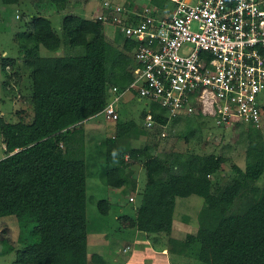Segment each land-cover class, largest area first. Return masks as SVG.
I'll return each instance as SVG.
<instances>
[{
    "label": "trees",
    "instance_id": "16d2710c",
    "mask_svg": "<svg viewBox=\"0 0 264 264\" xmlns=\"http://www.w3.org/2000/svg\"><path fill=\"white\" fill-rule=\"evenodd\" d=\"M0 1L21 6L41 0ZM51 1L61 13L60 31L48 17L33 14L13 35L15 56L0 53L3 89L9 92L7 84L12 80L19 83L26 75L30 91L25 98L29 115L16 112L13 121L0 115L5 152L0 158V216L14 215L19 229L17 245L7 241L0 254L13 253L11 264H110L105 238H93V247L88 249L89 171L81 149L83 141L71 146L70 139L77 135L84 138L86 121L101 114L112 95L111 86L120 89L126 83L131 57L121 52L108 71L103 21L88 12H74L71 4L76 5L77 0ZM140 1L123 3L138 6ZM23 16L17 15L18 19ZM120 44L131 50V41L122 39ZM41 46L49 51L61 48V53L42 54ZM116 110L112 135L93 146L103 158L100 177L105 185L122 186L132 171L131 161H138L146 172L133 214L123 211L118 216L120 228L146 235L170 233L176 197L196 194L203 199L197 228L184 239L185 246L196 247V253H188L183 242L177 244L172 237L169 245L173 249L180 246V253L191 254L204 264H264V181L258 182L264 171V136L260 129L236 122L246 129L244 166L232 168L229 178L219 182L210 175L226 161L222 154L188 149L160 158L153 152L154 140L141 147L121 146L119 139L125 135L147 131L134 120L121 118L119 105ZM150 112L160 125L169 121L166 111L154 102H150ZM144 113L142 110L141 115ZM96 206L103 216L111 210V203L104 198H99ZM106 219L102 220L105 224Z\"/></svg>",
    "mask_w": 264,
    "mask_h": 264
},
{
    "label": "built area",
    "instance_id": "2783aa9c",
    "mask_svg": "<svg viewBox=\"0 0 264 264\" xmlns=\"http://www.w3.org/2000/svg\"><path fill=\"white\" fill-rule=\"evenodd\" d=\"M152 1L103 0L91 14L132 42L126 83L111 86L100 113L114 121L120 98L134 93L168 119L200 112L264 136V0ZM155 122L149 107L145 127Z\"/></svg>",
    "mask_w": 264,
    "mask_h": 264
},
{
    "label": "rangeland",
    "instance_id": "374dc122",
    "mask_svg": "<svg viewBox=\"0 0 264 264\" xmlns=\"http://www.w3.org/2000/svg\"><path fill=\"white\" fill-rule=\"evenodd\" d=\"M75 1V0H70ZM76 5L71 4V9L77 13L94 14L97 12L96 6L101 0H77ZM119 3L124 0H117ZM195 1V0H188ZM167 8H172L170 2L165 3ZM99 6V5H98ZM33 14H40L48 17L51 20L52 26L58 32L60 31L61 13L55 10V6L51 0L35 1L31 4L25 5L4 4L0 1V53L15 56L17 52L16 45L13 40L14 33L20 29L19 24ZM17 15H24L23 18L18 19ZM107 46V68L110 70L111 63L121 52L126 51L121 47L122 36L119 32L114 30L111 26H105ZM113 35V36H112ZM112 37V38H110ZM110 46V47H109ZM112 49V50H110ZM41 53L45 55H57L61 53V48L56 51H49L41 46ZM16 54V53H15ZM1 56V55H0ZM17 56V55H16ZM11 68H7V70ZM115 71V69H114ZM21 73V71H19ZM27 76L20 77L19 83L13 80L7 84L6 92L1 85L3 79V72L0 68V115L5 116L6 120H15L16 112L26 113L30 110L25 98L29 96V86ZM127 100H131L127 102ZM120 102V103H119ZM118 102L121 118L132 119L136 122L139 128L145 127V115L150 107V102L146 99L139 98L136 94L127 93L120 98ZM142 110L145 111L141 115ZM3 114V115H2ZM29 115V112H28ZM144 116V117H143ZM95 121V122H94ZM96 123V124H94ZM84 138L76 136L71 138V146L80 145L84 149V156L86 159V167L89 174L86 178V215L88 228V249L93 246V238L107 237V242H112L114 251H118L114 261L108 257L111 263L114 264H165L163 255L160 253L161 247L169 248L168 238L172 237L177 240V244L182 243L183 249H188L196 253V247L191 245L189 248L185 246L184 239L187 233H193L197 228L198 211L203 205L201 196L191 194L186 197H176L175 209L173 211V221L170 233L162 234H144L138 230L127 229L120 226L122 222L118 221V216L121 212L127 211L133 214V205L137 201L138 193L143 189L146 172L138 161H131L132 170L128 173L126 182L120 187H112L105 185L103 177H100V160L102 157L98 156V150L93 148L95 143L100 142L102 138L108 134L113 133L114 123L112 120L106 119L103 114L96 115L95 118L85 123ZM147 132L139 134L136 137L125 135L119 139L120 145L129 147H141L145 143H152L156 141L153 152L160 158H165L166 154L172 151L192 150L196 153L214 152L222 154L226 157L221 165V168L210 175V178L219 182H225L231 172L232 168H242L245 162V149L247 144L246 129L237 123L231 124H217L213 117L208 115L196 116V114L181 116L176 120L169 119V121L160 125L155 122L152 127H145ZM163 133V134H162ZM133 135V134H131ZM80 138H83L80 140ZM264 141V138L262 139ZM83 146V147H82ZM5 155L4 144L0 134V158ZM130 162V161H129ZM264 181V171L260 176L258 182ZM130 196L133 199H130ZM99 198L107 199L111 203V210L107 216L100 215L97 210L96 201ZM132 206V208H131ZM131 208V209H130ZM132 210V212H131ZM107 218V223L102 222ZM101 223H104L101 225ZM121 224V225H120ZM107 225V226H106ZM101 226H105L102 229ZM117 228H120L117 230ZM18 224L14 215L0 216V249L9 244L17 245L16 238L18 235ZM97 238V239H98ZM6 242H5V241ZM7 243V244H8ZM130 246L127 249L125 246ZM122 246L126 248L122 251ZM167 247V248H166ZM180 246L178 247V249ZM187 253V252H186ZM187 255V254H186ZM184 257V252L181 254L176 251L169 253L167 258L168 264H204L196 259L193 255H187L182 261H178L179 257ZM13 253L0 254V264H11ZM171 261V262H170Z\"/></svg>",
    "mask_w": 264,
    "mask_h": 264
},
{
    "label": "crops",
    "instance_id": "0c3cea01",
    "mask_svg": "<svg viewBox=\"0 0 264 264\" xmlns=\"http://www.w3.org/2000/svg\"><path fill=\"white\" fill-rule=\"evenodd\" d=\"M113 36V35H112ZM110 38H112V37H110ZM53 55H55V54H53ZM131 100H127V102H130ZM87 122V121H86ZM111 134H108L107 133V136H110ZM130 136H133V137H136V136H134V135H130ZM131 168V167H130ZM132 169V168H131ZM111 209V208H110ZM102 229H105V226H103V227H101ZM141 234H140V232H138V236H140ZM106 240H107V237L105 236L104 237ZM112 247H113V244H112V242H107V246H105V248H107V250H108V257L110 256V258H111V260L112 261H114L115 259H116V257H114L116 254H119V252L118 251H114L113 249H112ZM127 249H129L130 248V246H128V245H126L125 246ZM168 247L169 248H167V249H165V247H161L162 249H161V251H160V253L163 255V258H164V262H165V264H168L169 263V261H167L168 259V257H169V253H175L176 251H178L179 253H180V251L178 250V249H176V248H174L173 249V247L174 246H172L171 247V245H168ZM126 248H124L123 246H122V248H121V250L122 251H125L126 250ZM181 254V253H180ZM187 255H185L184 254V257H186ZM184 257H179L178 258V261L180 262V261H182L183 260V258ZM171 262V261H170ZM109 263L110 264H114V263H111L110 262V260H109Z\"/></svg>",
    "mask_w": 264,
    "mask_h": 264
}]
</instances>
